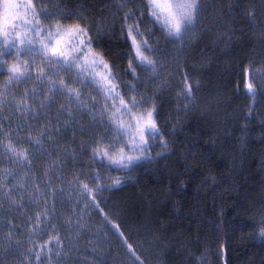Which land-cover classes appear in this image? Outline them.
<instances>
[{"label": "trees", "instance_id": "obj_1", "mask_svg": "<svg viewBox=\"0 0 264 264\" xmlns=\"http://www.w3.org/2000/svg\"><path fill=\"white\" fill-rule=\"evenodd\" d=\"M47 1L57 2L65 15L72 14L61 21L63 25L80 23L91 30L96 37L92 47L111 65L117 77L113 83H120L125 99L147 98L143 108L132 109L134 114L156 105L154 119L160 134L150 138L144 155L129 167L105 166L106 160L92 155L101 138L102 147L111 143L109 154L114 157L121 150L133 152L123 143H131V133L121 135L108 123L119 102L100 118L92 102L101 98L102 108L101 92L82 107L66 92L50 93L49 81L44 79L38 83L42 85L33 82V87H29L32 76L27 83L22 79L6 85L9 73L4 69L13 59L9 54L1 57L5 63L0 68V92L7 100L0 105V123L7 136H0V141L7 144L11 139L17 150L31 149L35 154L29 155L31 163H12L0 144V170L5 175L12 172L0 180V264H123L111 261L114 251L127 264H264V237L257 233L264 228V110L259 107L264 104V77L253 85L254 95L246 88L253 70L264 75V0H211L224 27L221 23L218 28L206 27L200 15L198 33L176 39L178 48L149 20L140 0L129 4ZM133 7L137 16L140 9L145 12L141 30H150L146 38L153 51L146 53L156 61L155 74L135 62L134 72L128 71L133 50L121 27L124 14ZM226 27L231 34H222ZM237 36L242 41L230 46ZM215 37V45L209 44ZM222 45H227L225 52H235L233 58L232 53L226 56L221 51ZM210 52L221 61L218 67L211 62ZM30 57L31 68L42 59ZM175 66L180 68L175 71ZM185 74L192 85L191 97L182 94ZM25 90L30 109L22 106L17 111L15 102L24 98ZM216 92L224 96L215 105L213 100L220 99ZM203 99L214 114L197 109ZM237 100L246 109L239 117L228 118L224 114H230V104L235 107ZM41 102L46 105L43 109ZM117 119L127 125L129 116L119 114ZM29 134L41 143L30 144ZM161 137L167 140L166 147L160 145ZM116 179L119 184H114ZM86 212L87 221L77 223L76 217ZM38 213H47V220L41 216L42 224L36 220ZM57 234L61 243L52 242L51 253L45 251L41 260L28 252L29 248L40 251L39 245ZM56 251L61 255L56 256Z\"/></svg>", "mask_w": 264, "mask_h": 264}, {"label": "snow or ice", "instance_id": "obj_2", "mask_svg": "<svg viewBox=\"0 0 264 264\" xmlns=\"http://www.w3.org/2000/svg\"><path fill=\"white\" fill-rule=\"evenodd\" d=\"M124 4L134 3V0H123ZM144 9H147V15L152 18L155 24H159L162 31L166 33V36L170 39H180L184 33L191 27L200 12V0H140ZM23 9V11H21ZM137 11L135 7L131 8L128 12L124 14L121 34L126 40L129 41L132 48V58L129 61L128 71L134 72L133 62L137 66H143L145 69L151 68L153 73H156L157 64L152 58H149L145 53L152 52L153 48L151 46L150 40L146 37L149 36V31H142L141 24L143 23V18L145 12L140 9V15L137 16ZM54 13H50L47 8H40L37 11L36 4L33 0H4L3 3V15L2 24H0V36L4 38V46L0 49V57L11 54L13 48L16 49V63L8 65L5 71L9 73L8 79L5 82L6 85L10 84L12 81H20L22 79L31 78V63L32 59L29 57L23 63L19 62V57L24 53H32L35 55H40L45 63L38 68L36 71V79L49 80L48 73L52 75H59L60 70L65 71L75 69L76 74L73 79V83L80 80V77L84 76L85 73H89L90 79L86 78L81 81L82 85L91 83L94 85V90L97 92H102L105 98V104L101 108V112L104 113L109 107L115 108V103L119 102V107L115 108L109 118L108 123L110 125H115V131L119 132L121 135H128L131 132V143L128 144L124 141L126 146L135 149L140 153L139 156H125L123 150L119 157H114L109 154L111 148V143L107 148L102 147L103 138H101L97 146L93 149V158H99L101 161L106 160L105 166H116L117 168H127L135 160H139L145 153L146 148L149 146L150 138H154L159 135V128L154 117L156 115V105L153 103L152 107L147 110L146 116L141 113L136 115L132 112L134 108H143L148 100L146 97H142L137 100L135 96L125 99L120 93L123 89L120 87V83H113L117 79L116 74L113 72L112 67L108 64L103 56L97 53L93 49V44L96 39L93 35H90V29L82 26L80 23L63 25L60 21L64 19H71L72 14L65 15L61 13L60 19L57 20L55 24L42 25L39 17H44L45 19ZM78 19L79 14H76ZM248 15L254 16V13L249 12ZM11 21V24L9 23ZM22 24L24 26V31L16 34L15 41L9 40V36L12 31L15 30L17 26ZM32 34L35 38H29ZM39 44V48L35 45ZM5 61L0 59V68H3ZM97 67L103 68V73L90 72V69ZM47 69V71H46ZM248 71V70H246ZM135 78V77H134ZM184 88L182 89V94L186 97H191L192 85L189 82L187 74L184 75ZM126 83V82H123ZM132 87L134 90V87ZM246 88L249 94L254 95L255 89L252 83H248ZM35 91V89H33ZM50 93L55 91L66 92L70 97H74L76 101L80 100V93L66 83V78H61L59 82L55 80H49ZM29 95L28 90H25L24 98L15 102V108L17 111L21 110L23 106L25 111L30 109V105L26 97ZM46 100H51V97L46 96ZM7 100V96L4 92H0V105ZM111 100L113 103L109 104L108 101ZM93 107H96V103L92 102ZM86 107V105H81ZM46 105L41 102L40 108H45ZM63 107V106H62ZM2 110V109H0ZM126 114L129 116V121L127 125L123 122H118V115ZM251 115V112L249 113ZM34 115H39V113H34ZM71 115V113H69ZM8 127H11L9 124ZM135 130L132 132L131 130ZM4 125L0 123V136H7L4 131ZM46 128L41 131V136L46 132ZM49 140L52 139L51 136L47 137ZM28 140L30 144H40L41 140L39 137L33 138L31 134L28 135ZM160 145L162 147L167 146V140L161 137ZM2 144V141H0ZM4 151L8 154L10 161L16 163L17 161L28 162L29 155H34L35 153L31 149L17 150L15 145L12 143L11 139L8 140L7 144H2ZM159 155V154H158ZM8 175H12L9 171L6 175L3 170H0V180H6ZM47 175V173H45ZM99 179V177H95ZM120 180L116 179L114 184H119ZM22 186V185H21ZM35 194L39 196L40 188L39 184L34 186ZM99 187V185H97ZM0 188H3V184L0 183ZM84 189H88V185H83ZM89 191H91L89 189ZM6 196L9 195V191H5ZM16 203V201H13ZM41 216L44 220L48 219L47 213H38L36 220L39 224L44 221L41 220ZM31 219V218H30ZM9 225L12 224L11 221L8 222ZM39 224L37 226H39ZM55 229V225H53ZM35 228H33V231ZM11 237L12 232L8 233ZM121 235H123L121 233ZM260 236L264 237V228L260 230ZM55 242L60 244L59 235L49 237L48 241L44 244L39 245L40 251H36L34 248H29L28 252L33 253L37 261L42 259L43 253L45 251L51 253L52 249L50 247L51 243ZM131 250L132 246L128 245ZM56 256H60L61 252L56 251ZM28 259V257H25ZM137 259H139L137 257ZM49 261H51V256H49Z\"/></svg>", "mask_w": 264, "mask_h": 264}, {"label": "rangeland", "instance_id": "obj_3", "mask_svg": "<svg viewBox=\"0 0 264 264\" xmlns=\"http://www.w3.org/2000/svg\"><path fill=\"white\" fill-rule=\"evenodd\" d=\"M33 2L36 4V7H37V11H39V9L40 8H47L48 9V11L50 12V13H54V15H50L49 17H47L46 19L44 18V17H39V19H40V21H41V24L42 25H48V24H55L56 22H57V20H59L60 19V16H61V13H64V11L60 8V7H58V5H57V2H54V1H47V0H33ZM3 3H4V0H0V24H2V15H3ZM213 1H211V0H200V12L198 13V16H197V19H196V21H195V23L191 26V27H189L188 28V30L184 33V35L180 38V39H178V40H182V39H185L186 37H190V36H192V35H194V33L196 32V33H198L197 31H198V29H199V24H200V21H199V16L201 15L202 16V18H201V20H203L204 21V23H205V25H206V27H213L212 29H214V27L215 28H218L219 27V25H221V24H223V22H224V20H222V15L220 14V11H219V9H218V7H216V8H214L212 5H213ZM21 11H23V9H21ZM149 20L151 21V22H153V20H152V18L150 17L149 18ZM62 21V20H61ZM60 21V22H61ZM9 23L11 24V21H9ZM154 23V22H153ZM221 23V24H220ZM158 26H159V24H157ZM223 27H224V24L222 25ZM160 27V26H159ZM202 29H205L204 28V26L202 27ZM24 31V26L22 25V24H20L19 26H17L16 28H15V30L14 31H12L11 32V34H10V36H9V40H11V41H15V39H16V34L17 33H19V32H23ZM223 31H224V33L222 32V34H231L232 33V31H231V29H230V27L228 28V27H226V29H224L223 28ZM161 33H163V35H166V33L164 32V31H162L161 30ZM218 34H220V32H218L217 33V35ZM233 35H234V33H233ZM29 38H34V39H38V38H35L32 34H30V36H29ZM237 38H238V40L237 41H232L231 43H230V46H231V44L233 45V46H235V47H237L238 46V43H240L239 41H242L241 40V36H240V40H239V36H237ZM215 39V40H214ZM174 41H175V47L174 48H178V43H177V40L176 39H173ZM216 40H218L216 37L215 38H213L212 39V42H208L209 44H213V45H215V41ZM150 43H151V45H153V43L150 41ZM182 45V44H181ZM3 46H4V38L2 37V36H0V49H2L3 48ZM35 47L36 48H39V44H36L35 45ZM216 47H218V46H216ZM225 48H227V45H222V47H221V51L222 52H225L224 50H225ZM177 50V49H176ZM175 51V50H174ZM176 52V51H175ZM175 52H174V54H175ZM226 53V56H230V54L232 53V55H231V57L233 58V56H234V51H232V49H231V51L229 52V53H227V52H225ZM238 53L239 52H237L236 53V55H235V58H236V56H238ZM146 55H147V53H145ZM10 56H11V58L13 59L12 60V64L13 63H16V62H18L17 61V58H16V49L15 48H13L12 50H11V54H9ZM32 55H34V56H36L35 54H32V53H24V54H22L20 57H19V62H21V63H23L25 60H28V57H30V56H32ZM176 55V54H175ZM209 57H211V62L216 66V67H218V64H220L219 62H221L220 60H219V62L218 61H216L217 60V57H215V59H213L212 57H214V55H213V53H209ZM222 57H225V56H223L222 55ZM1 58V57H0ZM235 58L234 59H232V61H234L235 60ZM210 59V58H209ZM220 59H222L221 57H220ZM33 61V60H32ZM45 63V61L43 60V59H38V61L35 63L34 62V65H33V67H32V72L30 73L31 74V76H32V79H31V81L29 82V87H33V85H35V86H37V85H42V84H38V83H40V82H42V79H40V80H38V79H36V71L38 70V68L40 67V66H42L43 64ZM210 63V62H209ZM178 66V65H177ZM215 67V68H216ZM180 68V66L179 67H176L175 66V68H174V70L175 71H177L178 69ZM46 71H47V69H46ZM90 72H96V73H103V68L102 67H97V68H94V69H90L89 70ZM60 79L61 78H66V83L67 82H69V84H68V86L69 87H71V88H73V89H76L79 93H80V100L79 101H76L75 100V98L74 97H71L70 99H71V101H73L75 104L76 103H79L80 105L81 104H83V105H90V101H88V98H91L92 99V97L95 95V97H98V92L97 91H95L94 90V85L93 86H88V85H82V83H81V81H83V78H85V77H90V75H89V73H85L84 74V76H82V77H80V80L79 81H76L75 83H73V79L75 78V74H76V70L75 69H72V70H68V71H65L64 69H61L60 70ZM171 75V74H170ZM48 76H49V80H57V81H59L60 79H59V75H52V73H48ZM57 76H58V79H57ZM263 77H264V75H262L259 71H256V70H253L252 71V74H251V76L250 77H248V83L250 82V83H252L253 85L254 84H257V83H259L261 80H263ZM26 83H27V80H29V79H23ZM49 80H45V81H49ZM34 82V84L32 85V83ZM46 85V84H45ZM28 87V88H29ZM102 93V92H101ZM103 94V93H102ZM216 95H219L220 97V99H215V100H213V103H215V105L216 104H219L220 102H221V100L223 99L222 97L224 96L223 94H222V92L220 93H218V92H216ZM103 96H104V94L102 95V98H103ZM173 97H175V98H177L176 96H173ZM214 97V96H213ZM70 99H68V100H70ZM101 100V98H97V99H95V103H96V107H98L99 109H98V113H99V117L101 118V111H100V105H101V102H102V100ZM229 103V102H228ZM242 102H240V101H236V103H235V107H234V105H232V104H230V108H231V112H230V114H224L225 116H227L228 118H231V119H235V118H237V116L239 115V113H241V112H243L245 109H246V106L245 105H242L241 104ZM205 105H208V103L207 102H205L204 101V99H203V102L201 103H199L196 107H198L197 109H201V114L202 113H205V111H206V113L207 114H209V115H211V113L212 114H214V108L213 107H211V110H210V108L209 107H207V106H205ZM215 105H212V106H214V107H216ZM239 105H240V107L241 108H238L239 107ZM249 106H251L252 104L251 103H249L248 104ZM234 107V108H233ZM260 108H262L263 110H264V104L263 105H260L259 106ZM258 107V108H259ZM233 108V109H232ZM203 109V110H202ZM215 109H217V108H215ZM216 113V112H215ZM223 113V112H222ZM222 113H220V114H222ZM145 116H146V114H147V112L145 113H143ZM217 114H219L218 112H217ZM136 115H139V114H136ZM239 117V116H238ZM100 118H98V119H100ZM217 118H219V115L217 116ZM97 119V120H98ZM220 123H221V117H220ZM258 121L260 122V119H258ZM225 122V119H223V121H222V123H224ZM132 132H134L135 130L133 129V130H131ZM131 133V132H130ZM124 155L125 156H139L140 155V153L138 152V151H136L135 149H133V152H126V153H124ZM119 157V156H118ZM117 157V158H118ZM86 214H88V212H86V213H82L81 215H79L78 217H76V222L77 223H79V222H81V223H84V222H86L87 221V218L85 219V215ZM89 216H90V219L91 218H93V213L92 212H90V214H89ZM92 220V219H91ZM92 222V221H91ZM84 226H87V225H84ZM257 233H259L260 234V231L258 230V232ZM259 234H258V236H259ZM257 237V236H256ZM258 239L259 238H261V237H257ZM116 251H114L113 253H112V262H114L116 259L118 260V261H121L122 263H123V261H124V263L123 264H127V260H125L121 255H119L117 252L115 253ZM4 263V262H3ZM115 263V262H114Z\"/></svg>", "mask_w": 264, "mask_h": 264}, {"label": "bare ground", "instance_id": "obj_4", "mask_svg": "<svg viewBox=\"0 0 264 264\" xmlns=\"http://www.w3.org/2000/svg\"><path fill=\"white\" fill-rule=\"evenodd\" d=\"M247 84H248V81H247ZM259 231H260V229H259ZM99 233V232H98ZM95 235V234H94ZM91 238H92V236H90ZM97 239H98V237H97ZM116 264V263H115Z\"/></svg>", "mask_w": 264, "mask_h": 264}]
</instances>
